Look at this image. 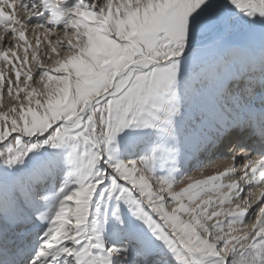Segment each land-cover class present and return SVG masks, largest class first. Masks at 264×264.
I'll use <instances>...</instances> for the list:
<instances>
[{
    "label": "snow or ice",
    "instance_id": "snow-or-ice-1",
    "mask_svg": "<svg viewBox=\"0 0 264 264\" xmlns=\"http://www.w3.org/2000/svg\"><path fill=\"white\" fill-rule=\"evenodd\" d=\"M0 264H264V0H0Z\"/></svg>",
    "mask_w": 264,
    "mask_h": 264
},
{
    "label": "bare ground",
    "instance_id": "bare-ground-1",
    "mask_svg": "<svg viewBox=\"0 0 264 264\" xmlns=\"http://www.w3.org/2000/svg\"><path fill=\"white\" fill-rule=\"evenodd\" d=\"M7 101V98H6V96H5V102Z\"/></svg>",
    "mask_w": 264,
    "mask_h": 264
}]
</instances>
